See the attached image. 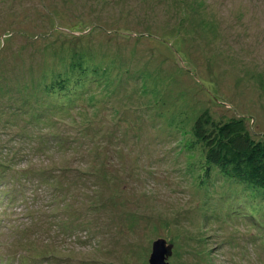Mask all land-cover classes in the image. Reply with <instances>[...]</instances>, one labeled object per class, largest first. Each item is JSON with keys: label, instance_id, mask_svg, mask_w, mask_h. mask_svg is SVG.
I'll return each instance as SVG.
<instances>
[{"label": "rangeland", "instance_id": "374dc122", "mask_svg": "<svg viewBox=\"0 0 264 264\" xmlns=\"http://www.w3.org/2000/svg\"><path fill=\"white\" fill-rule=\"evenodd\" d=\"M205 111L264 141V0H0V264H264Z\"/></svg>", "mask_w": 264, "mask_h": 264}, {"label": "trees", "instance_id": "16d2710c", "mask_svg": "<svg viewBox=\"0 0 264 264\" xmlns=\"http://www.w3.org/2000/svg\"><path fill=\"white\" fill-rule=\"evenodd\" d=\"M56 122L55 118L51 123ZM195 127L197 138L205 143L207 162L225 171L231 167L237 176L242 178L245 175L250 181L264 187V141H255L251 137L242 118L215 122L205 111L196 119ZM48 132L49 138H54L56 133Z\"/></svg>", "mask_w": 264, "mask_h": 264}, {"label": "water", "instance_id": "95a60500", "mask_svg": "<svg viewBox=\"0 0 264 264\" xmlns=\"http://www.w3.org/2000/svg\"><path fill=\"white\" fill-rule=\"evenodd\" d=\"M152 250L150 264H168L165 259L172 252L171 245H166L163 239H158L153 242Z\"/></svg>", "mask_w": 264, "mask_h": 264}, {"label": "bare ground", "instance_id": "6f19581e", "mask_svg": "<svg viewBox=\"0 0 264 264\" xmlns=\"http://www.w3.org/2000/svg\"><path fill=\"white\" fill-rule=\"evenodd\" d=\"M95 94H97V93H95ZM99 196V195H98ZM98 198V197H97ZM93 199V198H92ZM95 202V201H94ZM89 203V202H88ZM91 203V202H90ZM91 207V206H90ZM94 209V208H93ZM92 210V209H91ZM93 211V210H92ZM94 212V211H93ZM98 246V245H97Z\"/></svg>", "mask_w": 264, "mask_h": 264}]
</instances>
